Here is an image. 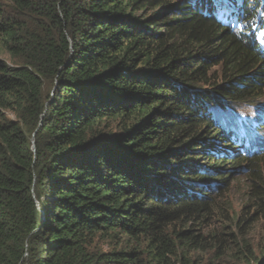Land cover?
Here are the masks:
<instances>
[{
    "label": "trees",
    "instance_id": "obj_1",
    "mask_svg": "<svg viewBox=\"0 0 264 264\" xmlns=\"http://www.w3.org/2000/svg\"><path fill=\"white\" fill-rule=\"evenodd\" d=\"M250 2L0 1V264H264V153L211 112L264 100Z\"/></svg>",
    "mask_w": 264,
    "mask_h": 264
},
{
    "label": "rangeland",
    "instance_id": "obj_2",
    "mask_svg": "<svg viewBox=\"0 0 264 264\" xmlns=\"http://www.w3.org/2000/svg\"><path fill=\"white\" fill-rule=\"evenodd\" d=\"M0 1H5V0H0ZM262 4H263V0H251L249 6H250V8H253L252 11L254 13H258L260 11V9L263 7ZM242 10H243V13L246 11V9H244V8H242ZM0 58L7 60L10 64L19 63L18 59L14 58L13 56H11L7 52H0ZM230 104H228L226 108H219V107L215 106L211 111L212 116H213V113H215L216 121L223 118V120L219 121V122L227 121L229 124H230V122L235 123L236 129L240 132L246 133L244 126H242L245 123L244 121H256V120L264 117V100H263V102H261L260 105H258L256 107H254L255 103L254 104H251V103H230ZM226 119L231 120V121H228ZM242 120H243V122H242ZM263 125H264V123H262L260 125L261 128L263 127ZM261 128L258 130V133H259L260 137L262 136V139L264 140V131ZM251 134L252 133H249L248 135H251ZM220 144H225V143L220 142ZM231 145H235V144H231ZM226 148L227 147H225V149ZM261 153H264V151L260 152V154ZM238 155L243 156L240 153V154H236L235 156H232V157H236V156L238 157ZM245 165L246 164H242L241 166L236 165L234 167L233 166L229 167V165L223 166L224 168H227V170H229V169H236L237 170V168H239V170L234 173V176L231 179L233 184L231 186L232 190L230 193V198H231V200H233L235 202V208L237 210H239L242 207L243 203H245V201H246L245 199L247 196L246 188H247V178L249 176L247 173L249 172V170H247L246 172H244V170L240 171V169L244 168ZM247 229H250V228L247 227ZM255 233L256 234L253 236V239H256L257 242H260L262 240V236L259 235V230H257ZM95 246H96V248H102L104 250H109V249H112L114 247H118V248L120 247V245H118L115 240H113L107 236H103V235L98 236L96 238V240H94L93 247H95ZM238 264H248V263L239 262Z\"/></svg>",
    "mask_w": 264,
    "mask_h": 264
}]
</instances>
